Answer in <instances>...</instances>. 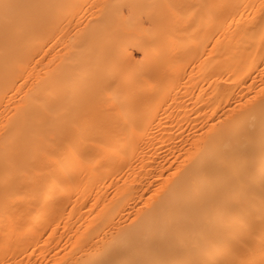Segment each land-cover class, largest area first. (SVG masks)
Segmentation results:
<instances>
[{
  "label": "bare ground",
  "instance_id": "6f19581e",
  "mask_svg": "<svg viewBox=\"0 0 264 264\" xmlns=\"http://www.w3.org/2000/svg\"><path fill=\"white\" fill-rule=\"evenodd\" d=\"M0 264H264V0H0Z\"/></svg>",
  "mask_w": 264,
  "mask_h": 264
}]
</instances>
